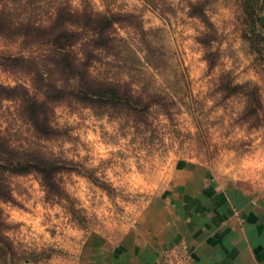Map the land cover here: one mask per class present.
Returning <instances> with one entry per match:
<instances>
[{
	"label": "rangeland",
	"instance_id": "obj_1",
	"mask_svg": "<svg viewBox=\"0 0 264 264\" xmlns=\"http://www.w3.org/2000/svg\"><path fill=\"white\" fill-rule=\"evenodd\" d=\"M0 8L13 24L0 31V83L43 100L51 127L34 129L18 97L0 98V135L58 166L52 184L35 170L4 172L0 264H89L96 249L135 238L184 170L202 169L241 195L264 191V46H255L243 0H0ZM64 8L122 14L109 46L91 45L83 16L64 27L77 30L69 49L86 77L130 93L133 107L77 98L71 72L49 63L52 18ZM46 81L62 96L46 98Z\"/></svg>",
	"mask_w": 264,
	"mask_h": 264
},
{
	"label": "crops",
	"instance_id": "obj_2",
	"mask_svg": "<svg viewBox=\"0 0 264 264\" xmlns=\"http://www.w3.org/2000/svg\"><path fill=\"white\" fill-rule=\"evenodd\" d=\"M182 173L135 238L96 249L89 264H264V191L241 195L202 169ZM178 245L185 257L173 262Z\"/></svg>",
	"mask_w": 264,
	"mask_h": 264
},
{
	"label": "trees",
	"instance_id": "obj_3",
	"mask_svg": "<svg viewBox=\"0 0 264 264\" xmlns=\"http://www.w3.org/2000/svg\"><path fill=\"white\" fill-rule=\"evenodd\" d=\"M264 0H243V12L244 20L248 25V28L252 34L257 37L254 40L256 48L264 46V42L260 44L259 39H264ZM65 14L55 13L52 21L55 22V27L50 33L49 42L53 45V54L50 56L51 63L56 69L60 68L62 72L70 73L72 79H74L75 91L73 94L79 99L86 100H114L113 98H118L123 101L129 107L134 106L133 96L129 94H119L114 88H108L103 83H94L92 80L86 77L84 72V67L80 66L76 55L69 49L70 45L77 38V30H69L64 27L66 21L75 22L76 16L85 17V23L82 26L88 28L92 31V44L93 46H109V42L113 40V37L108 34V29L112 27L113 22L118 21V16L121 13H74L70 9H63ZM201 14L203 11H200ZM3 8H0V31L4 28H10L12 22L8 25L5 24ZM13 25V24H12ZM25 26L26 28H31L35 30H40L47 26H42L40 24L36 25H20V28ZM14 27V26H12ZM51 28L48 29L50 31ZM27 31H22L23 36H28ZM6 56L7 59H16V57ZM82 63V62H81ZM46 87L50 88L51 91L46 92V98H58L62 96L60 93L63 86L54 85L46 81L44 83ZM52 94V95H51ZM48 96V97H47ZM18 97L20 104L22 103L23 112L29 118L34 129L44 133L49 132L50 126L46 122V111L44 109V101L37 100L35 96L30 94L28 90L22 85L6 86L0 83V98H10ZM103 101V102H104ZM57 163L52 161H46L41 158H30L25 155V152L18 150L17 148L11 146L8 141H6L0 135V198H6L9 196L8 186L4 180V172H24L28 170H35L40 173L44 184H52L50 180L53 171L57 169Z\"/></svg>",
	"mask_w": 264,
	"mask_h": 264
},
{
	"label": "built area",
	"instance_id": "obj_4",
	"mask_svg": "<svg viewBox=\"0 0 264 264\" xmlns=\"http://www.w3.org/2000/svg\"><path fill=\"white\" fill-rule=\"evenodd\" d=\"M171 258L173 262H179L184 259L185 255L183 253V249L181 245H178L177 247L173 248L170 252Z\"/></svg>",
	"mask_w": 264,
	"mask_h": 264
}]
</instances>
